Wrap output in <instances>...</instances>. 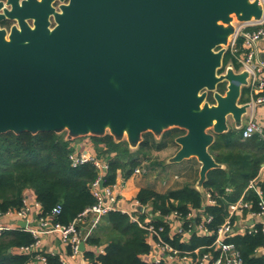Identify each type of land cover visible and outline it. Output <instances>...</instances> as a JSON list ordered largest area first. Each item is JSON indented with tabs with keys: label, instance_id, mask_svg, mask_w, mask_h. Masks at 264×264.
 Here are the masks:
<instances>
[{
	"label": "water",
	"instance_id": "1",
	"mask_svg": "<svg viewBox=\"0 0 264 264\" xmlns=\"http://www.w3.org/2000/svg\"><path fill=\"white\" fill-rule=\"evenodd\" d=\"M262 14L259 0H71L53 29L0 35V135L109 133L136 148L146 132L179 128L169 161L195 157L201 191L224 167L210 152L216 135L230 118L240 129L249 106L240 102L248 71L224 67L229 38L236 21Z\"/></svg>",
	"mask_w": 264,
	"mask_h": 264
},
{
	"label": "trees",
	"instance_id": "2",
	"mask_svg": "<svg viewBox=\"0 0 264 264\" xmlns=\"http://www.w3.org/2000/svg\"><path fill=\"white\" fill-rule=\"evenodd\" d=\"M232 58V53L227 50L224 67L232 63L235 69H239V64ZM225 89L224 83L219 84V91L224 92ZM247 92L248 88L244 87L240 102L247 100ZM208 100L214 102L212 94ZM181 131L179 128H172L160 138L146 132L136 148H131L125 139L115 141L109 133L104 136H89L94 143L97 158L107 164V168L103 170L104 185L116 183L119 175L123 179L129 178L138 167L154 169L161 165V161L154 159L155 151L168 148ZM74 140H67L66 132L54 131L36 134H16L9 131L1 134L0 212L21 209L24 197L30 191L42 206V216L50 215L56 206L61 205V212L53 220L63 224L71 223L83 210L93 205L96 198L91 190V183L98 177L99 169L91 161L73 165L71 155L76 151ZM210 152L217 162L224 164V167L208 172L203 187L211 192L216 200L215 204H205L204 193L196 187V180H187L183 185L169 188L165 192L153 187H143L136 195L142 205L152 206L151 214L155 215L157 211L163 214V217L151 218L146 211H138L140 221L144 222L150 217L157 229L164 226V230L159 232L160 237L180 249L182 254L198 246L210 245L214 241L218 227L228 215L231 202L243 196L252 204L253 210L259 209L260 196L256 191L249 189L245 192L251 179L258 178L257 185L264 196V136L254 135L243 139L241 128L231 127L229 131L216 135ZM174 210L185 218L192 210H203L212 215L213 219L207 226L213 234L195 233L185 242L180 241L179 235L171 238L164 216ZM201 220V214L198 213L196 218L187 219L184 227L188 229L191 223ZM148 236L146 226L132 221L129 214L118 210L109 211L101 217L98 228L86 239L91 246L84 252L87 264H167L143 259L151 250ZM230 240L240 250L243 264H264V256L257 254V250L264 246V231L260 224H257V231H235ZM34 241V236L26 228L18 226L3 230L0 234V264H35L36 252L24 253L19 250ZM94 246H104V252L97 254L93 250ZM204 250L210 251L209 248ZM46 254L49 264H66L58 254Z\"/></svg>",
	"mask_w": 264,
	"mask_h": 264
},
{
	"label": "built area",
	"instance_id": "3",
	"mask_svg": "<svg viewBox=\"0 0 264 264\" xmlns=\"http://www.w3.org/2000/svg\"><path fill=\"white\" fill-rule=\"evenodd\" d=\"M263 6V14L261 19L252 20L247 22H235V31L230 36L227 45V50L232 53V59L239 64V69L236 71L247 70L248 75V88L246 94L247 100L242 103H248V109L243 120L242 138L247 139L254 135L264 136V58L262 57V42L264 41V0H259ZM242 38V41L239 40ZM232 64V63H230ZM73 165L84 163L87 161L93 162L99 169L98 177L91 183V190L96 198V202L83 210L78 217L69 224H63L55 222L53 217L61 212V205L56 206L50 215L42 216V206L36 199L32 191H30L24 197V205L21 209L8 210L6 212H0V219H17L26 220L27 225L29 219L32 218V214L35 211L37 214V225L28 228L35 238L34 243L22 246L19 250L24 253L36 252L35 264H49L48 257L45 251L41 248L42 236L48 233H59L63 241L70 249V257H77L83 253L81 250V243L84 242L80 223L89 215H94L95 219H99L106 213L112 210H118L122 213L129 214L132 221L141 223L149 231V243L151 250L146 254L149 258V262H165L167 264H243V257L238 249L237 245L230 240V237L236 231V225L238 224L237 217L244 216L245 222L248 219H252L253 223L255 218H259V222L253 225H246L244 233L246 231H257V224L262 226L264 231V196L262 189L257 185L258 178H253L249 181L245 192L249 189H254L260 196L259 209L253 210L252 204L246 201L243 196L235 202L229 204L228 215L224 222L218 227L214 241L210 245L198 246L192 251H188L184 254L180 249L174 247L172 244L164 241L159 232L164 230V226L155 227L151 223V218L163 217L160 211L154 214L152 213V206L147 204L142 205L138 200L133 204V208H126L122 205L119 189L121 182L117 180L112 185H104L101 183L103 180V170L107 168V164L98 159L96 154L89 152L75 151L71 155ZM147 169L145 167H138L133 174H142ZM204 193L205 204H215L216 200L213 198L210 191L201 190ZM141 204L143 210H139L136 205ZM138 211H146L150 214V217L144 222L140 221ZM201 214L202 220L193 222L189 225L188 229L184 227V223L187 219L191 220L196 218L197 214ZM243 218V217H242ZM213 219V216L205 213L203 210H192L188 213L187 217H183L182 214L176 210L170 214L164 216V221L169 226L170 230L168 235L173 238L174 235H179L180 241H188L195 233L198 235H211L213 231L207 226ZM20 226L18 222L15 224H3L0 225V234L5 229L16 228ZM21 227V226H20ZM237 233L238 230L236 231ZM209 248L210 251L204 249ZM99 253L104 252V248L98 247L93 249ZM217 252V254L215 253ZM195 254V255H194ZM65 263V260H62Z\"/></svg>",
	"mask_w": 264,
	"mask_h": 264
},
{
	"label": "crops",
	"instance_id": "4",
	"mask_svg": "<svg viewBox=\"0 0 264 264\" xmlns=\"http://www.w3.org/2000/svg\"><path fill=\"white\" fill-rule=\"evenodd\" d=\"M262 57L264 58V41L262 42ZM263 109L261 110L260 114H263ZM83 139L76 141L74 140L73 145L76 148V151L79 152H89L94 153L95 152V146L91 138L85 139L84 137H81ZM178 147L175 148V152L178 150ZM168 148H171L170 146ZM173 152V154L175 153ZM195 159V160H193ZM161 161V160H160ZM161 165L159 167L157 166L154 169L147 168V170L142 174H132L129 178L123 179L121 175H119L118 181L121 182V187L119 189L120 198L122 200V205L126 208H133V204L136 203V195L139 192V190L143 187H153L156 190L160 192H165L169 188L178 187L180 185H183L185 181L191 180L195 181L197 183V180L199 178V170H200V163L195 158H189L186 159L181 163H171L169 161V157L165 161H161ZM198 163V171H195L194 163ZM176 164V165H172ZM193 165V168L191 166ZM263 171H264V163H263ZM193 170V171H192ZM187 174L189 176H187ZM243 217V218H242ZM37 214L34 211L32 214V218L28 221V228L33 227L37 225ZM100 219H95L94 215H89L86 217L81 223L80 228L82 231V236L85 243V250L91 248L90 245L87 244L86 239L87 237L93 233L100 224ZM245 219L244 216L237 217L238 224L236 225V231L238 230L239 233H244V228L246 225H253L259 222V218H255V221L253 223L252 219H248L245 222L243 221ZM17 219H0V225L9 223L10 225L15 224V222H18ZM98 247L104 248V246H94L93 249H97ZM41 248L46 253L50 254H58L62 260H65L66 264H87L88 259L85 256L83 251L82 254H80L77 257H70V252L68 249L67 244L63 241L61 235L59 233H48L42 236L41 240ZM95 251V250H94ZM97 254L98 252L95 251ZM257 254H262L264 256V246L260 247L257 250ZM143 259L146 261L149 260L147 255L143 256Z\"/></svg>",
	"mask_w": 264,
	"mask_h": 264
},
{
	"label": "flooded vegetation",
	"instance_id": "5",
	"mask_svg": "<svg viewBox=\"0 0 264 264\" xmlns=\"http://www.w3.org/2000/svg\"><path fill=\"white\" fill-rule=\"evenodd\" d=\"M70 3L71 0H0V35L8 40L16 30L40 24L53 29L58 25V14ZM230 126L234 127L233 122Z\"/></svg>",
	"mask_w": 264,
	"mask_h": 264
},
{
	"label": "rangeland",
	"instance_id": "6",
	"mask_svg": "<svg viewBox=\"0 0 264 264\" xmlns=\"http://www.w3.org/2000/svg\"><path fill=\"white\" fill-rule=\"evenodd\" d=\"M245 117H244V121H245ZM230 125L232 124V119L230 118ZM233 127V126H232ZM183 132L181 131V133L180 134H182ZM179 134V135H180ZM85 139H89V136H85L84 137ZM176 138V137H175ZM175 138H174V142H171V144H170V147L171 148H166V149H164V150H162V151H155V158L154 159H156V160H158V161H165L168 157H170L171 155H173V152H175V148L176 147H178L177 146V143H175ZM81 139H83V138H77V139H75L76 141H79V140H81ZM181 163H184V162H181ZM181 163H178V164H181ZM172 165H176V164H172ZM194 168L198 171V163H194ZM159 167V166H158Z\"/></svg>",
	"mask_w": 264,
	"mask_h": 264
}]
</instances>
